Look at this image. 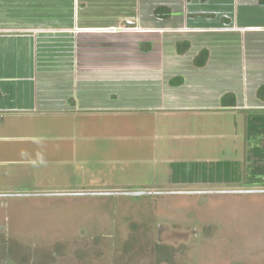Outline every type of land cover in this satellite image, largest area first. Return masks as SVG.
Segmentation results:
<instances>
[{
  "label": "rangeland",
  "instance_id": "rangeland-1",
  "mask_svg": "<svg viewBox=\"0 0 264 264\" xmlns=\"http://www.w3.org/2000/svg\"><path fill=\"white\" fill-rule=\"evenodd\" d=\"M248 120L126 114L121 138L58 142L0 132V264H264V134ZM224 161L239 182H173V164Z\"/></svg>",
  "mask_w": 264,
  "mask_h": 264
},
{
  "label": "crops",
  "instance_id": "crops-1",
  "mask_svg": "<svg viewBox=\"0 0 264 264\" xmlns=\"http://www.w3.org/2000/svg\"><path fill=\"white\" fill-rule=\"evenodd\" d=\"M210 110L264 115V0H0V132Z\"/></svg>",
  "mask_w": 264,
  "mask_h": 264
},
{
  "label": "trees",
  "instance_id": "trees-1",
  "mask_svg": "<svg viewBox=\"0 0 264 264\" xmlns=\"http://www.w3.org/2000/svg\"><path fill=\"white\" fill-rule=\"evenodd\" d=\"M248 128L256 131L257 136L264 134V115L260 112L252 115L248 120ZM264 137V136H262ZM262 149L256 147L252 149L253 155L262 153ZM173 182L183 184H218L235 183L241 180V166L238 162H193L173 164Z\"/></svg>",
  "mask_w": 264,
  "mask_h": 264
},
{
  "label": "flooded vegetation",
  "instance_id": "flooded-vegetation-1",
  "mask_svg": "<svg viewBox=\"0 0 264 264\" xmlns=\"http://www.w3.org/2000/svg\"><path fill=\"white\" fill-rule=\"evenodd\" d=\"M159 232H163V228L162 227H159ZM158 236H159V234H158Z\"/></svg>",
  "mask_w": 264,
  "mask_h": 264
},
{
  "label": "water",
  "instance_id": "water-1",
  "mask_svg": "<svg viewBox=\"0 0 264 264\" xmlns=\"http://www.w3.org/2000/svg\"><path fill=\"white\" fill-rule=\"evenodd\" d=\"M132 195H134V196H140L142 194L141 193H135V194H132Z\"/></svg>",
  "mask_w": 264,
  "mask_h": 264
}]
</instances>
